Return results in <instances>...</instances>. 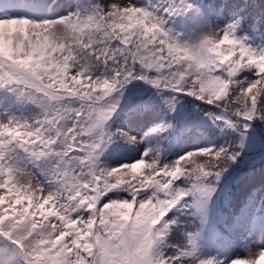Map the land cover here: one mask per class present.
Listing matches in <instances>:
<instances>
[{"label": "snow or ice", "instance_id": "6c2138e0", "mask_svg": "<svg viewBox=\"0 0 264 264\" xmlns=\"http://www.w3.org/2000/svg\"><path fill=\"white\" fill-rule=\"evenodd\" d=\"M54 5L0 0V264L264 261V248L254 251L264 243V216L246 223L251 205L231 223L221 216L227 232L211 236L213 245L247 255H207L198 244L250 130L264 136V45L252 42L264 10L194 0ZM176 17L197 34L174 31ZM133 82L151 86L172 112L194 97L201 103L193 124L238 133L239 145L196 146L164 164L146 149L109 167L101 157L110 145L123 141L138 152L142 139L131 125L113 128L112 118L123 110L135 121L151 110V97L129 90ZM28 103L39 111L17 115ZM170 127L158 123L145 136ZM256 163L229 182L255 179ZM260 184L264 190V177ZM228 191L224 184L225 206Z\"/></svg>", "mask_w": 264, "mask_h": 264}]
</instances>
